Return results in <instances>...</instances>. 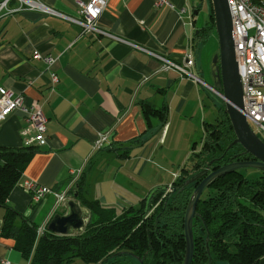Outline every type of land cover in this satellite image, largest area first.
<instances>
[{
    "label": "crops",
    "instance_id": "obj_1",
    "mask_svg": "<svg viewBox=\"0 0 264 264\" xmlns=\"http://www.w3.org/2000/svg\"><path fill=\"white\" fill-rule=\"evenodd\" d=\"M39 1L59 13L78 15L73 0ZM168 1L171 7L156 6L154 0H108L98 26L109 34L81 35L78 25L36 9L0 17V86L22 95L26 105L38 103L46 117L45 142L31 144L35 150L7 204L35 222L40 232L55 213H64L66 203H58L53 193L33 203L22 187L25 179L66 191L67 200L73 172L84 173V195L117 208L119 214L155 188L171 186L173 179L152 164L170 163L171 158L162 154L166 144L184 140L187 146L199 135L201 146L204 122L215 120L218 99L210 85L164 69L155 55L180 62L191 50L192 70L202 74L199 48L203 44L196 36L208 18L198 24L201 4L196 7L195 0ZM17 5L9 0L7 8ZM35 50L54 58L51 69L33 58ZM51 70L57 75L55 83L50 80ZM144 103L164 108L165 122L144 114ZM213 108L215 116L208 118L213 117ZM28 125L26 113H10L0 122V147L26 146L25 139L33 135L23 133ZM103 132L109 135L110 145L98 148L96 141ZM141 134L142 142L128 144ZM126 149L128 155L121 156ZM92 181L97 184L93 190L88 188ZM4 211L0 206V226ZM13 245V239L0 235V261L28 264ZM259 264H264V256Z\"/></svg>",
    "mask_w": 264,
    "mask_h": 264
},
{
    "label": "trees",
    "instance_id": "obj_2",
    "mask_svg": "<svg viewBox=\"0 0 264 264\" xmlns=\"http://www.w3.org/2000/svg\"><path fill=\"white\" fill-rule=\"evenodd\" d=\"M212 31L215 24L210 5L208 21L198 29V44H203ZM217 99V116L204 122L199 150L189 155L188 164L179 166L169 188H155L118 214L117 208L84 195L86 174H80L74 181L78 184L76 200L87 209L89 219L79 233L59 235L45 227L39 234L35 222L7 204L35 148L0 147V206L5 210L0 235L14 240L13 247L28 264H182L185 209L202 178L187 185L185 181L208 165L215 170L235 160L252 159L240 144L228 148L235 135L224 101ZM142 109L144 114L165 122L164 108L144 103ZM143 134L128 144L142 142ZM127 155V149L121 153ZM207 188L193 218L191 264H259L264 256V171L251 178L240 169L232 171Z\"/></svg>",
    "mask_w": 264,
    "mask_h": 264
},
{
    "label": "built area",
    "instance_id": "obj_3",
    "mask_svg": "<svg viewBox=\"0 0 264 264\" xmlns=\"http://www.w3.org/2000/svg\"><path fill=\"white\" fill-rule=\"evenodd\" d=\"M8 1L0 0V17L3 13L6 14L23 8L36 9L63 17L78 25L81 35L109 34L98 26L99 18L107 6L108 0H73L77 5V16L59 13L39 0H16L18 5L14 8H7ZM154 2L156 6L166 5L171 7L168 0H154ZM227 5L231 16L234 56L242 91V108L240 111L250 126L264 132V1L227 0ZM32 56L35 59H41L46 63L47 68L51 69L50 67L54 61L52 56L42 55L37 50L33 51ZM155 56L160 59L164 69H173L181 76L203 83L192 70L195 58L191 50L182 55L180 62H175L162 55ZM50 80L52 83L57 82V75L52 70L50 71ZM207 87L217 95L213 88ZM15 110H20L28 116L29 125L23 133L33 132V135L25 139L24 144L26 146L31 145L33 142L43 144L46 138V117L40 105L36 102L26 105L22 95L14 94L12 91L0 86V122ZM109 145V135L105 132L100 133L96 146L101 148ZM73 173H75V179H77L79 175L76 176V171ZM22 187L30 193L33 203H37L48 193H53L58 203L66 200V191H56L30 179H25L22 182ZM38 233L42 232L38 230ZM0 264L12 263L9 260H1Z\"/></svg>",
    "mask_w": 264,
    "mask_h": 264
},
{
    "label": "water",
    "instance_id": "obj_4",
    "mask_svg": "<svg viewBox=\"0 0 264 264\" xmlns=\"http://www.w3.org/2000/svg\"><path fill=\"white\" fill-rule=\"evenodd\" d=\"M203 0H195L198 7ZM214 16L215 32L218 39V52L212 58L213 88L225 104V112L230 120L235 138L228 148L240 144L245 152L254 159L237 160L209 171V165L196 175L185 181L189 184L202 178L194 188L187 203L184 214L185 251L182 264H191L194 251L193 218L196 215V205L203 190L216 178L241 168H255L264 171V141L251 129L246 118L241 113L242 91L234 56L232 22L227 0H210ZM78 184L72 187L71 198L65 200L64 213H55L46 225V229L59 234L69 235L79 233L89 219V213L76 200Z\"/></svg>",
    "mask_w": 264,
    "mask_h": 264
},
{
    "label": "rangeland",
    "instance_id": "obj_5",
    "mask_svg": "<svg viewBox=\"0 0 264 264\" xmlns=\"http://www.w3.org/2000/svg\"><path fill=\"white\" fill-rule=\"evenodd\" d=\"M210 5H211V3H209L208 0L202 1L201 5L198 9V13L196 15V20H197L199 25L204 24L205 21H207ZM199 49H201V52H202V56L199 57V59H200L199 71L201 70L202 74L200 73V74H196V75L206 84L212 85L213 84L212 58H213V55L215 54V51L218 49V39H217L216 32H213L205 40L203 45L200 46ZM214 97L215 98L218 97V98L222 99L219 95H214ZM218 102H219V100H218ZM212 110H213V112H212L213 117H211L209 115L208 118H214L216 109L213 108ZM250 127L252 128V130H254V132L259 136L260 139L264 140V132L258 131L254 126H250ZM198 136L196 137V139H193L196 141L195 145L192 144L193 143V141H192V142L188 143V145L186 146L184 140L179 145L171 144V146H170V145L166 144L164 147L165 150L162 152V154L165 155L166 157H168L169 159L171 158L170 163H152V164L159 167L161 169V173L164 176L169 177L168 180L174 179L175 175H177L180 171L179 166L184 164L183 162L185 160L186 154L188 152L190 154L193 149H198L200 147V140H199ZM148 164L151 165V163H148ZM186 164H188V163H186ZM149 170L150 169H147L146 172H148ZM240 171L246 177H250V178L253 177V175H256L257 173L260 172V170L255 169V168H241ZM96 185L97 184H95V182H93V181L89 182L88 188L93 190L94 186H96ZM98 186H99V184H98ZM208 191H209V189L205 188L203 190L201 197H205Z\"/></svg>",
    "mask_w": 264,
    "mask_h": 264
},
{
    "label": "flooded vegetation",
    "instance_id": "obj_6",
    "mask_svg": "<svg viewBox=\"0 0 264 264\" xmlns=\"http://www.w3.org/2000/svg\"><path fill=\"white\" fill-rule=\"evenodd\" d=\"M252 157V156H251ZM252 159H254L253 157H252ZM235 161H237V160H235ZM214 170V169H213ZM210 171H212L211 169H209V171L208 172H210Z\"/></svg>",
    "mask_w": 264,
    "mask_h": 264
}]
</instances>
